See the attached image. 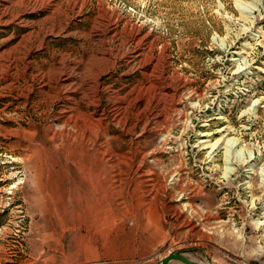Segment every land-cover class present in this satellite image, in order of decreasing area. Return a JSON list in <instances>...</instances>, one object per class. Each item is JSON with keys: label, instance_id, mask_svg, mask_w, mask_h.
Returning a JSON list of instances; mask_svg holds the SVG:
<instances>
[{"label": "rangeland", "instance_id": "374dc122", "mask_svg": "<svg viewBox=\"0 0 264 264\" xmlns=\"http://www.w3.org/2000/svg\"><path fill=\"white\" fill-rule=\"evenodd\" d=\"M171 254L264 264V0H0V264Z\"/></svg>", "mask_w": 264, "mask_h": 264}, {"label": "water", "instance_id": "95a60500", "mask_svg": "<svg viewBox=\"0 0 264 264\" xmlns=\"http://www.w3.org/2000/svg\"><path fill=\"white\" fill-rule=\"evenodd\" d=\"M173 261H178V262H182L184 264H199L197 262H194L193 260L179 255V254H171L169 256H167L166 258H164L162 261H160L158 264H169Z\"/></svg>", "mask_w": 264, "mask_h": 264}]
</instances>
